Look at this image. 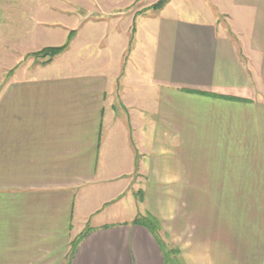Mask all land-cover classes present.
I'll return each mask as SVG.
<instances>
[{
	"label": "crops",
	"instance_id": "0c3cea01",
	"mask_svg": "<svg viewBox=\"0 0 264 264\" xmlns=\"http://www.w3.org/2000/svg\"><path fill=\"white\" fill-rule=\"evenodd\" d=\"M172 1L123 68L133 0H0V264H264V0Z\"/></svg>",
	"mask_w": 264,
	"mask_h": 264
},
{
	"label": "rangeland",
	"instance_id": "374dc122",
	"mask_svg": "<svg viewBox=\"0 0 264 264\" xmlns=\"http://www.w3.org/2000/svg\"><path fill=\"white\" fill-rule=\"evenodd\" d=\"M128 1L130 2V0ZM157 1L158 0H133V2L127 8L118 13L122 14L123 20L120 21V24L118 25L117 29L123 31L128 30L130 28V30H132L134 25H136V27L139 29L137 34L136 46H143L144 38H148L149 30L147 27H145V25L147 24L146 22L148 21L147 17H154L161 14V10L149 9V6ZM213 1L214 0H174L164 11L167 13V15H173L176 17L194 21H208L211 19V14L213 16L219 15L222 26H224L223 28H225L226 30V27L229 26V21H225L223 16L219 13L220 9L213 4ZM131 12H134L133 18L132 16H130ZM112 14L114 15L116 13ZM103 15H109V13H103ZM110 26L112 25L110 24ZM130 37L132 42H130L129 47L127 48V53L123 57V62L121 63V66H123V68L127 65L126 61L130 63L129 61L132 59L129 53L131 52L134 43L133 39L135 37V34H132L130 32ZM98 47L100 46H97V48ZM99 55L100 53H97V56ZM111 55L113 56L112 53ZM126 58L127 60H125ZM110 63L113 65V62L110 61ZM2 77L3 72L1 71L0 67V81L2 80ZM165 240L168 243L167 245L170 246V248L176 247L175 241H173L170 237H166ZM169 263L172 264V262Z\"/></svg>",
	"mask_w": 264,
	"mask_h": 264
},
{
	"label": "trees",
	"instance_id": "16d2710c",
	"mask_svg": "<svg viewBox=\"0 0 264 264\" xmlns=\"http://www.w3.org/2000/svg\"><path fill=\"white\" fill-rule=\"evenodd\" d=\"M170 0H158L157 2L153 3L152 5L149 6V9H154V10H161L163 9L166 4L169 2ZM136 31V25L133 26L132 32L134 33ZM77 33V29H71L70 33L68 35V38L66 40V42L62 45L59 46H47L44 47L38 51L35 52H31L28 53L26 55V57L29 56H33L35 57L37 60L40 61V63L42 64H47L49 63L56 55L64 52L69 46L70 43L72 41V39L74 38V36ZM132 42V41H131ZM136 221L141 222L142 224H144L145 226H147L155 235H157V231H159L161 229V227L159 226V224L157 223V220L155 217L151 216V215H146V216H142L140 218H137ZM92 228L90 226H87V228H85V230L83 232H81V234H79L73 241H72V247L73 249L79 244V242L89 233V231ZM174 252L177 253V251L174 249ZM170 262H172V264H179V260L174 257L172 260H170Z\"/></svg>",
	"mask_w": 264,
	"mask_h": 264
}]
</instances>
